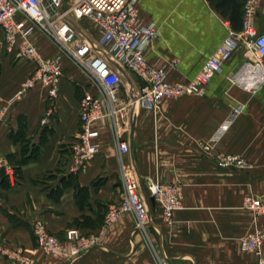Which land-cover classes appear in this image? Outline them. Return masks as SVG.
I'll list each match as a JSON object with an SVG mask.
<instances>
[{"label": "crops", "instance_id": "obj_1", "mask_svg": "<svg viewBox=\"0 0 264 264\" xmlns=\"http://www.w3.org/2000/svg\"><path fill=\"white\" fill-rule=\"evenodd\" d=\"M229 1L242 6L236 22L209 0H138L141 21L158 30V37L145 49L147 62L162 66L176 60L168 80L192 79L223 40L242 31L248 0ZM74 24L80 37L97 40L94 26L85 21ZM255 28L264 33V0L259 3ZM33 41L42 56L59 55L42 36L35 35ZM245 60L239 47L209 81L202 97L163 99L156 111L129 110V126L122 135L141 190L148 198L149 181L180 185L182 208L173 213L169 225L159 206L148 199L150 223L144 232H135L133 217L125 214L107 228L100 246L70 261L36 249L32 226L40 220L62 240L75 218H95L102 211L98 204L108 210L122 200L119 150L111 121L99 122L97 155L73 173L80 186L90 187V208L75 204L71 188L63 191L58 202L52 201L47 194L59 175L56 180L47 177L56 171L69 173V148L80 128V99L84 90L92 91L89 78L63 57L56 100H50L40 86L15 98L34 67L0 51V160L16 170V178L10 179L13 187H0V243L10 252L0 254V264H12V254L19 248L32 253L34 264H158L155 250L169 264H258L260 258L264 260V243L260 258L239 248L241 237L256 227L264 229V216L254 219L243 208L247 196L264 200V88L253 93L229 81ZM115 68L121 78L117 97L124 106L138 93L142 81L120 66ZM224 125L210 153H205L199 144L208 142ZM219 153L239 155L251 168H219L214 161ZM97 178L104 183L94 190L91 183ZM99 229L79 231L94 236Z\"/></svg>", "mask_w": 264, "mask_h": 264}, {"label": "built area", "instance_id": "obj_2", "mask_svg": "<svg viewBox=\"0 0 264 264\" xmlns=\"http://www.w3.org/2000/svg\"><path fill=\"white\" fill-rule=\"evenodd\" d=\"M259 3L260 0L247 1L242 31L223 40L192 79L170 82L168 73L175 68L176 60L156 66L145 58V49L158 37V30L154 24L141 21L138 0H0V51L13 60H24L34 67L15 98H22L40 86L50 100H56L63 74V57L89 78L92 91L84 90L80 99V128L69 148L72 161L69 173L78 172L97 155L98 124L104 119L111 121L119 150V176L124 196L118 204L108 208L98 233L83 236L78 229L70 228L61 240L49 233L44 223L38 220L32 226L36 249L47 256L72 261L100 246L107 228L125 214L133 217L135 232L146 230L150 212L140 181L128 159L129 144L122 135L129 126V110L156 111L163 99L204 96L209 81L239 47L244 49L246 60L240 71L229 78L230 83L253 93L264 88V33H257L255 28ZM79 21L98 30L96 41L89 42L80 37L74 24ZM35 35L54 44L59 55L42 56L34 45ZM115 66L132 72L142 81L138 93L124 106L119 105L117 97L121 78ZM225 128L222 126L208 142L199 144L205 153H210L212 144ZM214 161L219 168H251L239 155L219 153L214 156ZM0 168L12 179L13 170L1 160ZM146 189L148 198L159 206L163 221L170 225L173 213L182 208V186L149 181ZM243 208L249 210L254 219L264 216V200L261 198L245 197ZM263 243L264 229L256 227L239 239V248L260 258ZM0 254L10 255L1 243ZM155 257L158 264H169L157 250ZM11 259L12 264H34L32 253L20 248L14 251ZM258 264H264V260L260 258Z\"/></svg>", "mask_w": 264, "mask_h": 264}, {"label": "trees", "instance_id": "obj_3", "mask_svg": "<svg viewBox=\"0 0 264 264\" xmlns=\"http://www.w3.org/2000/svg\"><path fill=\"white\" fill-rule=\"evenodd\" d=\"M210 4L215 8L219 9L223 15L229 16L230 20L238 21L241 14V4L231 2L229 0H209ZM229 13V14H228ZM57 175L59 178L57 179ZM13 176L16 178V170H13ZM58 180V182L53 185L48 191V197L54 202H58L62 196L65 189H73V196L75 204L80 209L90 208L89 203V189L88 186H80L73 173L64 174L61 171H56L55 174H50L47 180ZM104 179L97 178L91 183V187L97 190L101 185H103ZM0 187L3 189H11L13 184L11 183L9 177L6 175L4 169L0 168ZM102 211L97 213L95 218H91L87 215H81L75 218L72 223V228L80 229H99L103 224L104 217L107 211L106 206L100 205Z\"/></svg>", "mask_w": 264, "mask_h": 264}, {"label": "water", "instance_id": "obj_4", "mask_svg": "<svg viewBox=\"0 0 264 264\" xmlns=\"http://www.w3.org/2000/svg\"><path fill=\"white\" fill-rule=\"evenodd\" d=\"M143 197H144V199H145V201H146V203H147V201H152V202H154V200L152 199V198H147L146 197V194L143 192ZM149 199V200H148Z\"/></svg>", "mask_w": 264, "mask_h": 264}, {"label": "rangeland", "instance_id": "obj_5", "mask_svg": "<svg viewBox=\"0 0 264 264\" xmlns=\"http://www.w3.org/2000/svg\"><path fill=\"white\" fill-rule=\"evenodd\" d=\"M69 0H66V2H68Z\"/></svg>", "mask_w": 264, "mask_h": 264}]
</instances>
